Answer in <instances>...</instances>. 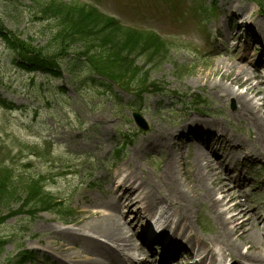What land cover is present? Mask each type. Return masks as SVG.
Here are the masks:
<instances>
[{
	"label": "rangeland",
	"instance_id": "374dc122",
	"mask_svg": "<svg viewBox=\"0 0 264 264\" xmlns=\"http://www.w3.org/2000/svg\"><path fill=\"white\" fill-rule=\"evenodd\" d=\"M192 1L166 0V5L162 7L160 3L155 6L158 0H0V14L4 16V28L15 32L23 41L28 42L30 39L32 45L46 56L54 53L56 42H53L52 37H55L57 23L51 19H41L39 12L52 3L76 8L94 3L102 13L113 17L123 26L150 30L165 40H174L176 50L170 53L169 58L158 70L155 69L151 80H157L161 86L174 90L178 94L198 95L206 107L203 111L205 115H196L188 108H183L186 112L180 115L177 114L178 106L166 107L173 102L174 98L147 97L145 118L149 123V130L145 134H135L132 146L126 150V156L113 162V147L119 141L118 132L133 128L127 122L128 115L124 109V104L130 101V98L124 93L119 92V95L113 90L122 99L119 103L109 98L106 90L96 89L89 83H82L83 71L76 74L72 84L68 81L67 74L62 76L61 81L46 76L44 79L37 76V80H33L11 62L10 51L2 49L0 42V101L13 106L11 111L0 106V164L8 169L7 176L12 177V185L15 187L21 184L24 176L45 173L48 176L46 183L43 181L46 190L53 193L54 197L62 198L61 201L73 214L71 218H66L65 224L53 221V217L46 214L36 216L34 219L26 215L9 218L0 226V241L4 242L0 252V264H30L23 257L18 256L21 250L36 251L41 264H58L54 254L66 261L70 260L72 264L88 263V259L97 258L98 253L90 243V237L101 234L97 231L89 232L88 229L98 220L88 218L93 214L81 215L80 211H95L92 203L100 204L108 201L105 195L110 184L105 182L104 178L108 173L115 174L117 166L125 164L130 152L137 145L145 143L148 138L152 139L158 128L168 137L178 133L177 127H184L183 124L190 118L218 123L219 130L226 133L231 140L230 145L238 147L236 151H226L222 157V163L226 164L233 182L236 180L240 184L241 181V191L245 194L243 199L250 194L249 202H252L248 205L251 211L264 215L262 186L258 183L246 182L251 180L253 172L247 168V163L243 166V163L247 161L243 160V155L249 151L246 146L251 147L252 130L246 125L244 119L235 115L236 108H230L231 103L235 105L234 97L216 94L219 87L227 88L229 83L226 80H220L221 73L215 69L217 65L223 70L236 69V65L247 68L252 77H255L247 84L259 86V90L263 92L254 100L259 103L258 100L264 97V72L261 71V66L255 69L246 59L241 60V57H244V49L242 51L236 48L240 45V41L237 39L236 30L231 28L232 21L228 20L229 15L226 17L222 15V10L227 12L229 8L222 7L221 3L224 1L227 4L230 3V14L234 15L236 10L244 12L245 15L250 14L253 25L249 24L248 28L255 34L264 32V15L258 13L257 9L245 0H218L217 5L222 9L221 15L219 13L216 16L217 20L207 24V29L215 38L216 26L222 28L220 23L225 22V19L229 23V32H224L221 36V41L223 40L225 45L220 48H223L226 53H219L215 48H209L206 38L201 35V27L196 25L190 14L181 16L183 23L180 20L177 27L176 17L180 15L181 7L189 6ZM200 1L210 4L212 0ZM202 33L208 37L206 27L202 29ZM250 52L246 53L247 57ZM174 63L185 67L181 68L184 69V73L179 74L178 77L174 74L176 71L173 68ZM233 78L234 75L231 74L229 79ZM237 81L240 82V79ZM62 85H66V92L59 94L57 88ZM246 87V85L235 84L230 86L237 93H244ZM93 140H97L100 146L105 148L98 152L96 148L100 147L97 142H91L88 146L87 143ZM37 142L39 146L36 145ZM183 145L181 141L179 146L182 148L179 149L173 141L171 152L177 154L182 152L178 178L184 184L185 190L191 192L196 183L194 182L195 174L188 161H191L193 154L191 152L194 150L187 149ZM68 152L73 155L72 159ZM49 153L54 158H51ZM158 153L147 150L139 153L140 171L152 179L160 176L166 159V152ZM252 154L261 155L256 146ZM57 155L62 158L58 159L55 157ZM85 155L91 156L92 160H84ZM106 162L109 165L113 164L107 173L103 170ZM252 162L260 163L253 160ZM67 167L70 168L68 174L71 176H64L62 173ZM51 174H53L52 177ZM220 179L221 177L216 178L217 181ZM93 181H96L101 189L88 188L87 185ZM77 185H79L78 188H76ZM157 191L168 192L164 195L184 204V211L190 216L191 225L201 241L212 242L218 236L216 234L219 228L215 224L214 213L207 202L201 201L200 198L193 201L191 194L188 198L185 196L186 199L181 202L168 184L160 183ZM195 192L198 196L203 193L198 188ZM102 193L105 195L103 196ZM6 206L8 204L0 205V217L7 214ZM97 208H102L98 210L104 211L103 207ZM164 214L168 218V213ZM130 216L131 214H128L126 222L133 218ZM199 221H202L203 229L200 228ZM120 225L117 221L110 223V219L104 222V226L111 231L121 230ZM135 233L134 228L132 234L135 235ZM87 235L91 236L87 238ZM247 246L249 248L251 244ZM247 246L243 247L242 252ZM251 248L254 249V247ZM226 259L233 264L250 262L233 255Z\"/></svg>",
	"mask_w": 264,
	"mask_h": 264
},
{
	"label": "bare ground",
	"instance_id": "6f19581e",
	"mask_svg": "<svg viewBox=\"0 0 264 264\" xmlns=\"http://www.w3.org/2000/svg\"><path fill=\"white\" fill-rule=\"evenodd\" d=\"M242 14V13H241ZM236 69H221L217 65L216 70L220 71V80H226L229 85L227 88L219 87L217 95H225L228 97H234L236 102V113L235 115L244 119L247 126L253 131V138L251 141V147H247L249 152L254 151V146L264 153V97L260 98L256 103L254 100L257 95L261 94L259 86H252L249 83L251 79V73L247 68H240L236 65ZM234 75L233 79H229L230 75ZM240 79V82L237 81ZM232 84L238 86H244V93H237L230 88ZM196 121L190 119L187 124H194ZM184 127H186L184 125ZM226 135V134H225ZM219 137L222 143H227V135ZM174 136H172L173 138ZM171 136H166L163 132L158 131L154 137L147 140L145 143L137 146L130 155V160L125 165L126 171L125 176L121 179L117 178V188H122V192L116 195L118 189L111 191L110 195L113 198L112 206L108 205L107 214L102 212H95L93 215H89V212L83 211L82 215H89L88 218H94L98 220L95 225L88 229L89 232L97 231L100 232L102 238L108 239L124 250H138L137 246L133 244V234H129V224L127 232L122 230L111 231L104 226V222L110 219V223L114 221H123L125 214L121 213L122 208L128 209L129 206L136 208V215L142 217L146 214V219L149 220L155 217L154 211L160 209L158 219L161 220L159 226L168 225L179 233V239H185L184 243L188 245V249L193 252H199L200 249H195L192 246L194 235L192 234L189 227L190 216L184 211V204L178 201H173L170 197L164 195L167 193L158 192V185L160 183L168 184L171 191L176 194L179 201L184 202L185 196L191 194L193 201L200 198L201 201L207 202L210 205L214 217L216 219V226H218V235L212 242H206L205 240L197 241L198 245L202 248L203 259L208 260L209 264H216L217 261L223 258L226 254H232L244 259L257 262L258 264H264V215L253 214L249 208H246L242 202L236 203L232 207H228L229 202L236 200L235 194L231 193L232 188H226L225 184L217 183L216 189H209L205 186L204 182L212 186L213 177L219 175L216 172V167L211 165L210 161L215 162L214 156L219 151H213L209 149H196L193 159L192 169L194 171H202L199 174H195L196 185L195 188L191 189V192L185 190L184 184L181 179L178 178L177 165L180 159H175L171 153H167L168 158L162 166L160 176L156 180H152L148 175L138 173L139 169L138 154L143 151H149L151 153L162 152L170 149ZM211 159V160H210ZM206 170V174L203 171ZM118 175V174H117ZM108 181H111L109 179ZM198 183V184H197ZM197 188L202 190V195H197L195 191ZM218 192V193H217ZM222 195L221 198H215V195ZM127 202V205L123 201ZM125 205V206H124ZM164 213H170L173 218H166ZM159 222V221H158ZM158 226V227H159ZM160 228V227H159ZM180 229L179 230L177 229ZM123 229V227H122ZM160 229V230H163ZM248 244L251 247L248 248ZM246 247L245 252L242 253L241 249ZM193 252H190L192 254ZM101 257L104 261H89L86 264H122V255L105 249L100 250ZM113 254V255H112ZM129 261V258L126 260Z\"/></svg>",
	"mask_w": 264,
	"mask_h": 264
},
{
	"label": "trees",
	"instance_id": "16d2710c",
	"mask_svg": "<svg viewBox=\"0 0 264 264\" xmlns=\"http://www.w3.org/2000/svg\"><path fill=\"white\" fill-rule=\"evenodd\" d=\"M39 14L44 19L54 18L57 22V33L54 37L56 47L49 58L39 59L40 52H31L29 46L0 26V38L15 53L16 59L14 57L13 63H18L23 70L30 72L37 68L52 72L51 69L58 65L50 58L65 57L74 53L83 57L96 73L100 72L99 74L109 77L118 75V78L139 76L141 88H156L150 83L148 76L151 69L159 67L168 54L165 48L160 46L157 37L118 27L113 20L89 6L76 8L52 3L41 9ZM137 62L140 63L139 67ZM18 203L20 205L17 213L25 212L31 216L55 207L52 199L38 192L35 183L26 188H18L17 191L8 185L6 178L0 176V205ZM33 203L35 205L31 207L29 204ZM25 207L32 209L24 211ZM4 219L0 218V224ZM2 245L0 242V252Z\"/></svg>",
	"mask_w": 264,
	"mask_h": 264
}]
</instances>
